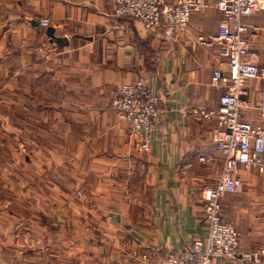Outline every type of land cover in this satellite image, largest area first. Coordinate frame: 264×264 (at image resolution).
Returning a JSON list of instances; mask_svg holds the SVG:
<instances>
[{"label":"crops","instance_id":"0c3cea01","mask_svg":"<svg viewBox=\"0 0 264 264\" xmlns=\"http://www.w3.org/2000/svg\"><path fill=\"white\" fill-rule=\"evenodd\" d=\"M207 1L211 6L192 13L179 41L167 42L162 30L149 32L117 16L114 0H0L5 90H14L12 79L22 80L27 92L17 107L31 104L39 123L12 132L33 139L22 142L21 152L29 149V155L15 166L20 181L35 169L32 184L22 186L33 188L52 218L51 226L22 221L20 245H0L1 264H144L145 253L163 258L207 235L203 194L217 182L223 156L216 148L217 119L199 113L218 110L223 90L212 76L229 70L216 47L191 46L224 21L219 0ZM260 3V11L242 21L244 59L264 70ZM45 18L48 27L41 24ZM138 81L164 109L147 153L136 150L128 123L113 108L118 89ZM247 90L245 99L258 106L264 74L250 79ZM258 117L256 110L248 113L250 120ZM240 173L243 191L224 197L222 217L240 231L241 248L256 251L264 248V173L256 166ZM213 264L238 263L217 258Z\"/></svg>","mask_w":264,"mask_h":264},{"label":"built area","instance_id":"2783aa9c","mask_svg":"<svg viewBox=\"0 0 264 264\" xmlns=\"http://www.w3.org/2000/svg\"><path fill=\"white\" fill-rule=\"evenodd\" d=\"M114 3L117 16L131 17L149 32L162 30L167 42L179 41L189 26L192 13L211 6L207 0H114ZM215 6L224 17L217 32L191 41L193 47H216L229 66L227 74L217 69L212 76V85L223 90L218 110L199 113L217 119L216 148L223 156L217 182L203 194L208 232L203 239L197 238L185 249L170 252L163 258L145 253L141 255L144 264H213L217 258H229L238 264H264V248L243 250L240 231L222 217L224 197L243 191L241 168L256 166L264 173V90L258 106L245 99L248 81L262 78L264 70L244 59L248 40L244 37L247 27L242 22L256 15L261 3L260 0H219ZM41 24L48 27L50 20L45 18ZM113 108L128 123L136 150L147 153L156 122L164 114L160 97L142 81L129 83L118 89ZM253 110L259 115L256 121L248 119V113Z\"/></svg>","mask_w":264,"mask_h":264},{"label":"rangeland","instance_id":"374dc122","mask_svg":"<svg viewBox=\"0 0 264 264\" xmlns=\"http://www.w3.org/2000/svg\"><path fill=\"white\" fill-rule=\"evenodd\" d=\"M13 80L10 82L14 85V90L6 92L7 78L0 74V245H20L16 228L24 220L33 219L39 225L51 226L52 224V218L48 215L47 208L39 207L35 201L33 188L22 186V182L32 184V178L34 179V174H36L35 169L31 167L28 171L30 177L25 181H20L22 173L18 172V168L15 166V161L22 160L25 154L29 155V149L21 152L24 150L20 148L22 142L31 143L33 139L32 137H18L16 134L12 135V132L17 127L24 125L33 129L35 122L33 121L34 109L31 104L30 106L25 104L26 109L22 104L20 108L17 107L18 99H24L27 92L26 85L22 86V80L16 79V82ZM24 81L31 83L32 78L28 79L27 77ZM28 91L31 92V87ZM7 104L12 106L7 107ZM4 117L9 121L3 120ZM35 124L39 125V123ZM78 194L81 195V193ZM6 212L9 214H5ZM89 224L90 231L93 223L90 221Z\"/></svg>","mask_w":264,"mask_h":264},{"label":"water","instance_id":"95a60500","mask_svg":"<svg viewBox=\"0 0 264 264\" xmlns=\"http://www.w3.org/2000/svg\"><path fill=\"white\" fill-rule=\"evenodd\" d=\"M48 33L50 36H54V29L53 28H49L48 29Z\"/></svg>","mask_w":264,"mask_h":264}]
</instances>
